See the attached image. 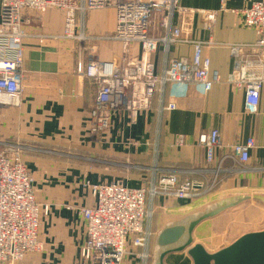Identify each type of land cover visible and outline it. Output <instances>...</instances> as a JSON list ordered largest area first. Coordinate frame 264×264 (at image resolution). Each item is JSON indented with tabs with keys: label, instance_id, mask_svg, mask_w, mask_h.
Returning a JSON list of instances; mask_svg holds the SVG:
<instances>
[{
	"label": "crops",
	"instance_id": "1",
	"mask_svg": "<svg viewBox=\"0 0 264 264\" xmlns=\"http://www.w3.org/2000/svg\"><path fill=\"white\" fill-rule=\"evenodd\" d=\"M179 1L181 7L194 13L182 20V39L170 47L168 58L191 59L194 44L205 43L203 57L210 60V69L218 73L220 82L204 97L179 100L177 109L164 114L161 122L155 112L156 101L152 110L137 115L135 123L125 111L115 112L104 135L89 132V110L94 106L97 88L94 81L77 74V67L78 63L86 66L93 60L112 62L122 57L119 43H94L84 38L112 33L114 11L76 13L73 33L78 39L62 38L63 12L48 9L31 14L26 26L30 37L23 43L22 103L19 108H3L0 112V139L23 147L21 160L32 176L35 200L48 208L39 227L42 251L27 256L23 264H88L80 257L86 238L81 210L96 203L92 186L120 184L138 189L166 172H174L181 181H210L221 154L216 152L214 162L208 165L197 138L213 129L227 145L253 139L249 161L245 166L222 163L218 189L210 194L188 200L155 198L151 256L156 235L164 226L236 196H250L251 200L244 203L251 204L199 224L192 233L193 243L212 254L245 234L264 230V201L258 200H264V86L257 112L247 114L244 91L226 82L232 71L228 46L256 40L255 31L245 28L241 21L240 12L247 1ZM198 11L215 12L210 30L204 28ZM128 52L138 56L139 46H129ZM161 62L159 50L153 56L157 72ZM179 137H184L183 147L176 144ZM204 170L208 172L202 173ZM125 264H132L131 258ZM163 264L193 263L182 252L166 256Z\"/></svg>",
	"mask_w": 264,
	"mask_h": 264
},
{
	"label": "built area",
	"instance_id": "2",
	"mask_svg": "<svg viewBox=\"0 0 264 264\" xmlns=\"http://www.w3.org/2000/svg\"><path fill=\"white\" fill-rule=\"evenodd\" d=\"M241 10L245 28L253 29V43L228 46L232 71L226 82L245 93L244 108L255 114L264 86V0H246ZM106 8L115 13L112 33L86 37L87 42H117L123 55L117 61L93 60L86 66L78 63L77 74L96 84L94 106L89 110L91 134L104 135L111 126L113 114L125 111L132 123L138 114L152 110L156 100L158 122L163 115L177 109L179 100L206 96L220 82L211 71L210 60L202 54L205 43H195L191 59H169L170 47L180 43L182 20L194 10L181 7L179 0H0V112L3 108H19L22 103L23 43L29 37L25 27L31 14L48 9L64 13L62 38L78 39L73 33L76 13L87 14ZM204 28L211 29L215 12L198 11ZM139 46L138 56L128 48ZM161 50L160 72L153 56ZM208 165L220 153V162L210 181H181L174 172L161 174L155 182L141 189L120 184L92 186L96 203L83 208L86 238L80 249L81 260L88 264H150L152 239V202L157 197L188 200L212 193L220 183L222 163L245 166L253 139L244 144H225L218 130L199 134ZM177 146L185 145L184 137ZM23 147L0 140V264H20L29 255L42 251L39 227L47 206L39 205L32 188V176L22 163ZM203 171L202 173H207Z\"/></svg>",
	"mask_w": 264,
	"mask_h": 264
},
{
	"label": "water",
	"instance_id": "3",
	"mask_svg": "<svg viewBox=\"0 0 264 264\" xmlns=\"http://www.w3.org/2000/svg\"><path fill=\"white\" fill-rule=\"evenodd\" d=\"M249 200L250 196L224 199L185 220L167 224L156 235L152 264H163L166 256L182 252L187 253L193 264H264V230L245 234L212 254L202 245L194 244L192 239L199 224Z\"/></svg>",
	"mask_w": 264,
	"mask_h": 264
},
{
	"label": "rangeland",
	"instance_id": "4",
	"mask_svg": "<svg viewBox=\"0 0 264 264\" xmlns=\"http://www.w3.org/2000/svg\"><path fill=\"white\" fill-rule=\"evenodd\" d=\"M106 9H109V8H106ZM106 9H104V10H106ZM111 9V8H110ZM113 10V9H112ZM97 11H101V10H97ZM94 12V11H93ZM87 14H89V13H87ZM27 27H25V29H26ZM26 31H27V29H26ZM29 37H30V35H28ZM28 37V38H29ZM94 37H96V36H94ZM27 38V39H28ZM94 43H97V42H94ZM154 101H156V100H154ZM152 109H153V106H152ZM1 140V139H0ZM219 185V184H218ZM218 185H217V187H215L212 191L213 192H215L217 189H218ZM138 189H141V188H138ZM154 200V199H153ZM252 202H255V203H257L256 201H252ZM249 204H251V202H249V203H243V204H241V206H248ZM152 207H153V203H152ZM240 208V205L239 206H237V207H235V208ZM233 210H235V209H230V211H233ZM231 216H233V213H229ZM81 216H82V214H81ZM82 218H83V216H82ZM84 220V219H83ZM85 222V221H84ZM85 226H86V223H85ZM151 231H152V229H151ZM154 235V234H153ZM152 238H153V236H152ZM150 248H151V244H150ZM29 256H31V255H29ZM151 258H152V256H151ZM150 258V259H151ZM25 260H23V262H24ZM152 261V259L150 260V262ZM23 262H21L20 264H23ZM149 262V263H150Z\"/></svg>",
	"mask_w": 264,
	"mask_h": 264
},
{
	"label": "bare ground",
	"instance_id": "5",
	"mask_svg": "<svg viewBox=\"0 0 264 264\" xmlns=\"http://www.w3.org/2000/svg\"><path fill=\"white\" fill-rule=\"evenodd\" d=\"M84 38H86V37H84Z\"/></svg>",
	"mask_w": 264,
	"mask_h": 264
}]
</instances>
